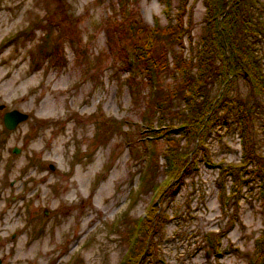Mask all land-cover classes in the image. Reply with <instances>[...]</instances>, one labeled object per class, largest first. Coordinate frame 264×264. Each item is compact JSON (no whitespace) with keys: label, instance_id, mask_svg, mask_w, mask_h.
Here are the masks:
<instances>
[{"label":"rangeland","instance_id":"rangeland-1","mask_svg":"<svg viewBox=\"0 0 264 264\" xmlns=\"http://www.w3.org/2000/svg\"><path fill=\"white\" fill-rule=\"evenodd\" d=\"M250 7L264 23V0ZM205 14L203 0H0V264H264L262 184L251 165L227 175L240 102L264 158V94L232 79L204 143L178 129L173 60L195 56ZM182 15L178 44L148 43ZM12 109L28 118L8 130Z\"/></svg>","mask_w":264,"mask_h":264},{"label":"trees","instance_id":"trees-1","mask_svg":"<svg viewBox=\"0 0 264 264\" xmlns=\"http://www.w3.org/2000/svg\"><path fill=\"white\" fill-rule=\"evenodd\" d=\"M203 2L206 7L205 31L199 39L195 56L191 57L187 64L181 58L173 60L175 69L183 73L182 84L175 89L173 96L184 92L183 99L187 110V115L182 117L185 122L183 121L182 127L178 129L182 128L185 134L187 130L184 127L190 126V122L194 123L191 134L193 136L196 134L197 139L199 137L198 143H204L207 130L212 125L219 121L225 122V119L220 120V113L229 112L227 95L232 79L242 77L249 82L252 92L257 95L264 94V73L257 55V44L255 39L251 38L258 34L264 35V23L260 18H255L251 11L253 0H203ZM183 8L184 6L181 8L182 11ZM186 33L187 28L184 26L182 15L177 16L175 23L169 24L162 31L153 30L146 35L148 43L155 42L157 34H162L165 38L172 37L178 44ZM216 80L224 85V90L218 97L210 98L209 84ZM238 105V123L243 139L242 165L233 169L228 168L227 175L234 181H239L240 176L245 174L247 166L251 165L252 173L262 184L264 196V158L251 149L254 107L246 102H240ZM196 123L198 126L194 128ZM176 159L178 162L181 158L177 155L171 162ZM241 168L244 170L240 175L238 170ZM242 178L240 181L245 182ZM133 252L135 255L136 251H131L127 257L128 262L131 261Z\"/></svg>","mask_w":264,"mask_h":264},{"label":"water","instance_id":"water-1","mask_svg":"<svg viewBox=\"0 0 264 264\" xmlns=\"http://www.w3.org/2000/svg\"><path fill=\"white\" fill-rule=\"evenodd\" d=\"M3 108V105H0V109ZM28 118V114L21 112L17 109H12L6 111L3 115V122L7 129L13 130L18 123L26 120ZM13 152H19V148H13Z\"/></svg>","mask_w":264,"mask_h":264}]
</instances>
